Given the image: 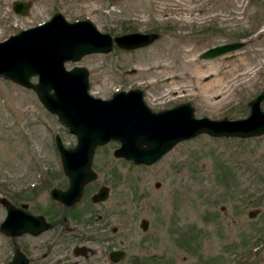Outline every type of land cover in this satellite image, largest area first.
Listing matches in <instances>:
<instances>
[{
  "label": "rangeland",
  "instance_id": "374dc122",
  "mask_svg": "<svg viewBox=\"0 0 264 264\" xmlns=\"http://www.w3.org/2000/svg\"><path fill=\"white\" fill-rule=\"evenodd\" d=\"M12 1L0 0V40L55 10L69 21L88 18L112 35L156 33L144 46L113 45L64 62L87 68L95 96L138 87L152 108L189 101L196 117L238 118L264 89V0H27L25 15L12 10ZM232 40L243 41L232 57H198L203 48ZM214 78L219 82L203 89ZM55 134L66 146L75 143L32 89L0 76V197L9 199L13 184L34 186L60 165ZM116 145L98 146L91 167L108 185L112 216H129L132 240L141 232L139 218L148 220L149 245L134 242L130 255H155L139 257L142 264H264V133L242 140L199 133L151 164L114 157ZM55 183L66 182L55 177L48 186ZM47 190L37 197L45 199ZM249 210L256 212L248 216Z\"/></svg>",
  "mask_w": 264,
  "mask_h": 264
},
{
  "label": "water",
  "instance_id": "95a60500",
  "mask_svg": "<svg viewBox=\"0 0 264 264\" xmlns=\"http://www.w3.org/2000/svg\"><path fill=\"white\" fill-rule=\"evenodd\" d=\"M11 5L15 13L25 15L29 1L13 0ZM155 36V32L137 30L112 35L97 29L88 18L69 21L56 10L46 20L0 40V76L32 89L44 108L75 135L71 146L64 145L58 134L54 135L68 185L65 189L52 187V198L67 205L79 199L83 185L95 176L91 167L95 147L110 139L118 141L112 150L113 156L134 164H151L178 141L199 133L238 138L264 133V110L260 107L264 89L247 101L249 111L244 117H196L189 101L151 110L138 87L116 90L107 98L95 96L88 91L87 68L81 64L69 68L64 65L65 61H77L88 53H106L113 44L123 49L144 46ZM242 45V40L216 43L200 50L198 57L222 54L232 57L233 51ZM104 194L103 188L92 197ZM6 205L5 223L10 216V204ZM255 212L249 210L248 216ZM146 223L147 220L141 218L142 228Z\"/></svg>",
  "mask_w": 264,
  "mask_h": 264
},
{
  "label": "flooded vegetation",
  "instance_id": "af4514ba",
  "mask_svg": "<svg viewBox=\"0 0 264 264\" xmlns=\"http://www.w3.org/2000/svg\"><path fill=\"white\" fill-rule=\"evenodd\" d=\"M167 107L150 108L158 111ZM92 169L94 178L83 185L79 199L72 205L50 196L52 187L65 189L68 185L61 164L47 171L42 179L38 178L34 186L28 182L13 184L9 199L0 197V238L4 240L0 244V264H142L144 260L139 257L155 258L149 252L129 254L134 242L141 248L149 245L148 220L141 217L147 220L146 227L142 228L139 218L141 232L132 240L129 216L124 211L112 216L109 202H106L108 185L99 180L93 166ZM55 177L63 179L65 185L48 186ZM46 187L47 197L38 198V191ZM103 188L104 195L92 197ZM7 203L10 216L5 223Z\"/></svg>",
  "mask_w": 264,
  "mask_h": 264
},
{
  "label": "bare ground",
  "instance_id": "6f19581e",
  "mask_svg": "<svg viewBox=\"0 0 264 264\" xmlns=\"http://www.w3.org/2000/svg\"><path fill=\"white\" fill-rule=\"evenodd\" d=\"M198 78H199V76H198ZM202 81V80H201ZM219 82V79H216V78H214L213 80H211V81H209L208 83H207V85H204L203 87V89H206L207 90V88H209V87H211L212 85H214L215 83L217 84ZM220 83H221V81H220ZM212 88V87H211ZM210 88V89H211ZM215 92V91H214ZM204 93H206L205 91H204ZM215 104V103H214Z\"/></svg>",
  "mask_w": 264,
  "mask_h": 264
},
{
  "label": "trees",
  "instance_id": "16d2710c",
  "mask_svg": "<svg viewBox=\"0 0 264 264\" xmlns=\"http://www.w3.org/2000/svg\"><path fill=\"white\" fill-rule=\"evenodd\" d=\"M240 139L242 140V139H245V138H240Z\"/></svg>",
  "mask_w": 264,
  "mask_h": 264
}]
</instances>
